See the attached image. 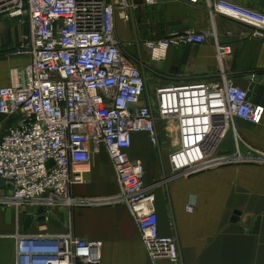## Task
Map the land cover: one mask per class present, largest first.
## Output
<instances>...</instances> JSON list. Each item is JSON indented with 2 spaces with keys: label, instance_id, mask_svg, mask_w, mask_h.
I'll return each instance as SVG.
<instances>
[{
  "label": "built area",
  "instance_id": "obj_1",
  "mask_svg": "<svg viewBox=\"0 0 264 264\" xmlns=\"http://www.w3.org/2000/svg\"><path fill=\"white\" fill-rule=\"evenodd\" d=\"M205 2L218 13L253 30L244 37L264 38V13L232 0ZM158 0H0V19H17L27 26L15 52L28 57L11 69V84L0 87V126L17 117L0 135V206L68 209L126 204L142 234L153 264H182L175 235L162 236L155 193L145 181V166L129 150L134 133L147 132L159 144L160 129L177 130L169 154L173 175H192L216 166L264 164V151L239 136L233 120L260 124L264 105L249 99L223 63L231 54L214 31L192 29L142 41L121 40L116 17L131 21L140 4ZM213 39L218 76L157 86L146 93L145 65L139 43L153 61H161L171 46L201 44ZM135 48L134 52L128 49ZM233 130L236 149L219 153V145ZM247 145L244 153L239 144ZM104 146L113 164L119 192L110 196L78 197L74 186L93 152ZM193 211L194 206H187ZM15 264H100L99 240H86L73 230L64 234L17 232Z\"/></svg>",
  "mask_w": 264,
  "mask_h": 264
},
{
  "label": "crops",
  "instance_id": "obj_2",
  "mask_svg": "<svg viewBox=\"0 0 264 264\" xmlns=\"http://www.w3.org/2000/svg\"><path fill=\"white\" fill-rule=\"evenodd\" d=\"M232 1L264 13V0ZM141 4L134 12L139 22L134 31L130 21L116 17V31L121 40L142 41L188 29L214 31L219 42L232 48L223 61L228 73L248 91L252 102L264 105V38L242 34L250 33L253 27L223 14H212L202 1L158 0L154 5ZM23 28L27 32V26ZM23 34L12 39L8 29L0 28V87L11 84L12 68L28 62L27 56L15 52ZM133 48L128 47L134 52ZM149 59L144 61L148 94H153L157 86L218 76L213 39L171 46L163 60L153 61L150 55ZM16 120L17 117L4 119L0 135ZM233 122L242 140L264 151V117L260 124L241 118ZM158 127L162 129L161 153L147 132H138L132 136L129 156L141 160L145 166V181L155 193L159 233L176 236L182 264H264V164L236 163L188 176L173 175L169 154L177 143V130H164L162 123ZM163 130L171 134L168 146L163 142ZM239 146L244 153L247 151L242 141ZM236 147L234 132L230 130L219 145V153H233ZM84 176L86 181L73 188L78 197L119 192L117 176L104 146L92 153ZM190 204L193 211L187 210ZM38 210L27 207L17 214L15 208L0 206V264H15L13 235L17 232L64 234L69 230L79 238L102 242L100 264H153L126 204L88 205L74 210L55 205L45 213ZM27 214H34V219L25 226Z\"/></svg>",
  "mask_w": 264,
  "mask_h": 264
},
{
  "label": "rangeland",
  "instance_id": "obj_3",
  "mask_svg": "<svg viewBox=\"0 0 264 264\" xmlns=\"http://www.w3.org/2000/svg\"><path fill=\"white\" fill-rule=\"evenodd\" d=\"M138 24H139V22L137 21V16H136V13H135V16L130 21L131 30L134 31L137 28ZM0 28L8 29L10 31V33H11L12 39L20 37L25 32V28H23V25H21L18 22L17 19H13V20L12 19H8V18L0 19ZM135 40L139 41L140 39L139 38H135ZM133 49H135V48H133ZM137 51L140 54L141 59H142L143 62L144 61L145 62L150 61L149 55L144 50L143 44L139 43V49ZM162 132H163L162 133L163 142H165L166 146H168L170 144V142H171V134H167V132L164 131V130ZM162 145H163L162 144V140L159 142V144L155 145L156 146V150L158 151V153H161V148H163ZM169 169L171 170V166H170Z\"/></svg>",
  "mask_w": 264,
  "mask_h": 264
},
{
  "label": "water",
  "instance_id": "obj_4",
  "mask_svg": "<svg viewBox=\"0 0 264 264\" xmlns=\"http://www.w3.org/2000/svg\"><path fill=\"white\" fill-rule=\"evenodd\" d=\"M0 185L4 186V179H0ZM47 210H49V208L41 206L38 210L39 213H45ZM238 214V213H236ZM34 219V214H27L25 217V221H24V225L28 226L30 225V223L32 222V220Z\"/></svg>",
  "mask_w": 264,
  "mask_h": 264
}]
</instances>
